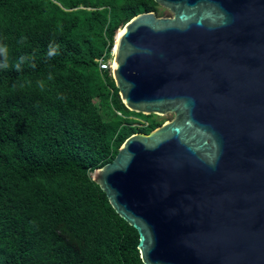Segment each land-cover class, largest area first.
Segmentation results:
<instances>
[{"label": "water", "instance_id": "obj_1", "mask_svg": "<svg viewBox=\"0 0 264 264\" xmlns=\"http://www.w3.org/2000/svg\"><path fill=\"white\" fill-rule=\"evenodd\" d=\"M154 1L172 16L120 28L111 72L127 109L174 118L92 178L144 264H264V0Z\"/></svg>", "mask_w": 264, "mask_h": 264}, {"label": "trees", "instance_id": "obj_2", "mask_svg": "<svg viewBox=\"0 0 264 264\" xmlns=\"http://www.w3.org/2000/svg\"><path fill=\"white\" fill-rule=\"evenodd\" d=\"M157 6L0 0V43L9 47L10 65L22 55L36 65L0 69V264H144L138 231L92 173L129 136L162 125L135 126L131 116L150 115L127 109L111 70L99 65L118 29ZM50 45L59 46L51 58Z\"/></svg>", "mask_w": 264, "mask_h": 264}, {"label": "clouds", "instance_id": "obj_3", "mask_svg": "<svg viewBox=\"0 0 264 264\" xmlns=\"http://www.w3.org/2000/svg\"><path fill=\"white\" fill-rule=\"evenodd\" d=\"M26 38H22L18 43L20 45H23ZM59 49V46H49V52L47 53V56L49 58L53 57L57 54ZM32 57L28 55H22L19 57V59L14 63L10 65V50L8 45L0 43V69L7 70L9 67H13L15 71L22 72L23 71V65L29 64L30 67L35 68V63H32ZM48 80L52 79V76L49 75ZM37 87H39L40 90H43L45 88V80L40 79L36 81ZM22 87V85H21Z\"/></svg>", "mask_w": 264, "mask_h": 264}, {"label": "rangeland", "instance_id": "obj_4", "mask_svg": "<svg viewBox=\"0 0 264 264\" xmlns=\"http://www.w3.org/2000/svg\"><path fill=\"white\" fill-rule=\"evenodd\" d=\"M156 13L158 16H172V13L170 10L166 9L165 7H163L162 5H158L156 7ZM119 30V29H118ZM118 34V31H117ZM117 37V35H116ZM114 48V47H113ZM103 112V111H102ZM104 116L106 117V115L104 114ZM151 116V117H150ZM149 117H145L142 115H138V116H131L130 118L135 119L136 123L134 124L135 126H142L144 127L142 124L143 122L148 123V125H146L145 127L149 126L152 122H161L164 123L168 120H172L174 118V114H166L163 116H158V115H150ZM144 123V124H145ZM148 130H151L150 128H148Z\"/></svg>", "mask_w": 264, "mask_h": 264}, {"label": "built area", "instance_id": "obj_5", "mask_svg": "<svg viewBox=\"0 0 264 264\" xmlns=\"http://www.w3.org/2000/svg\"><path fill=\"white\" fill-rule=\"evenodd\" d=\"M113 57H114V48L112 49L110 56L108 54H105L99 61L100 69L102 71L104 70H111L112 69V63H113ZM143 122V126L148 125V123Z\"/></svg>", "mask_w": 264, "mask_h": 264}, {"label": "bare ground", "instance_id": "obj_6", "mask_svg": "<svg viewBox=\"0 0 264 264\" xmlns=\"http://www.w3.org/2000/svg\"><path fill=\"white\" fill-rule=\"evenodd\" d=\"M123 29H120L118 34H117V38L120 36L121 32H122Z\"/></svg>", "mask_w": 264, "mask_h": 264}]
</instances>
